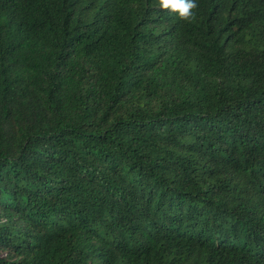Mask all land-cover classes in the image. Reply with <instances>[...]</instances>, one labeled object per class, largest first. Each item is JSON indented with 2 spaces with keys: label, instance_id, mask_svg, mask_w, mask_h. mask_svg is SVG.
<instances>
[{
  "label": "trees",
  "instance_id": "obj_1",
  "mask_svg": "<svg viewBox=\"0 0 264 264\" xmlns=\"http://www.w3.org/2000/svg\"><path fill=\"white\" fill-rule=\"evenodd\" d=\"M0 0V264H264V0Z\"/></svg>",
  "mask_w": 264,
  "mask_h": 264
},
{
  "label": "clouds",
  "instance_id": "obj_2",
  "mask_svg": "<svg viewBox=\"0 0 264 264\" xmlns=\"http://www.w3.org/2000/svg\"><path fill=\"white\" fill-rule=\"evenodd\" d=\"M158 4L164 10L177 13L185 22L195 19L194 10L198 7L196 0H158Z\"/></svg>",
  "mask_w": 264,
  "mask_h": 264
}]
</instances>
